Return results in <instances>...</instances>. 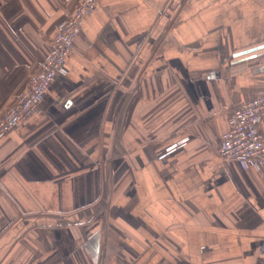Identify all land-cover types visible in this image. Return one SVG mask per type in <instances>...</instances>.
I'll list each match as a JSON object with an SVG mask.
<instances>
[{"label": "crops", "instance_id": "1", "mask_svg": "<svg viewBox=\"0 0 264 264\" xmlns=\"http://www.w3.org/2000/svg\"><path fill=\"white\" fill-rule=\"evenodd\" d=\"M79 2L0 0V117ZM74 41L0 138V264H264V169L219 153L264 0H98Z\"/></svg>", "mask_w": 264, "mask_h": 264}, {"label": "built area", "instance_id": "2", "mask_svg": "<svg viewBox=\"0 0 264 264\" xmlns=\"http://www.w3.org/2000/svg\"><path fill=\"white\" fill-rule=\"evenodd\" d=\"M79 1L75 12L58 23L51 52L31 75L24 90L0 117V138L38 111L46 88L72 49L84 15L98 0ZM263 120L264 92H261L241 102L228 118V126L220 136V155L236 161L243 169H264V137L260 130ZM260 251L264 254L263 247Z\"/></svg>", "mask_w": 264, "mask_h": 264}, {"label": "water", "instance_id": "3", "mask_svg": "<svg viewBox=\"0 0 264 264\" xmlns=\"http://www.w3.org/2000/svg\"><path fill=\"white\" fill-rule=\"evenodd\" d=\"M249 50H251V49H249ZM249 50H247V51H249ZM241 52H246V51H241Z\"/></svg>", "mask_w": 264, "mask_h": 264}, {"label": "rangeland", "instance_id": "4", "mask_svg": "<svg viewBox=\"0 0 264 264\" xmlns=\"http://www.w3.org/2000/svg\"><path fill=\"white\" fill-rule=\"evenodd\" d=\"M96 5V4H95Z\"/></svg>", "mask_w": 264, "mask_h": 264}]
</instances>
